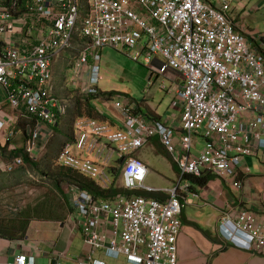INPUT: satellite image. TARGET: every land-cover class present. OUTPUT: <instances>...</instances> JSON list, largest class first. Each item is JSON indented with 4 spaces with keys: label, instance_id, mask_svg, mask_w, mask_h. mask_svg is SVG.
Segmentation results:
<instances>
[{
    "label": "built area",
    "instance_id": "2783aa9c",
    "mask_svg": "<svg viewBox=\"0 0 264 264\" xmlns=\"http://www.w3.org/2000/svg\"><path fill=\"white\" fill-rule=\"evenodd\" d=\"M234 2L28 0L19 12L16 0H0V85L6 94L0 104V143L15 150L9 143L18 132L16 125L24 122L23 148L31 161L38 159L70 108L68 100L55 97L52 83L53 61L62 52L71 51L73 61L67 63L72 71L67 91L92 104L101 97L97 85L105 48L143 62L151 70L148 87L153 77L170 72L181 80L177 127L147 122L131 104L107 96L93 104L105 121H71L72 136L55 163L86 176L101 191H124L102 200L71 188L76 210L71 217L85 249L77 264H104L92 259L97 251L129 264H177L180 216L190 192L187 177L213 176L239 189L241 158L264 155V34L244 35L245 26L230 15ZM14 13L26 48L11 40ZM5 106L11 113L2 111ZM103 112L117 118L118 128ZM196 137L203 144L193 155ZM152 138L177 169L170 189L145 184L148 169L137 152ZM12 163L18 166L21 160ZM0 167L11 171L10 165ZM134 190L164 197L125 193ZM231 215L224 212L219 220L223 246L264 257V216L245 207ZM30 253L20 252L13 264H38Z\"/></svg>",
    "mask_w": 264,
    "mask_h": 264
},
{
    "label": "crops",
    "instance_id": "0c3cea01",
    "mask_svg": "<svg viewBox=\"0 0 264 264\" xmlns=\"http://www.w3.org/2000/svg\"><path fill=\"white\" fill-rule=\"evenodd\" d=\"M12 25L11 40L18 48L28 47L19 22L12 20ZM0 37L3 39V36ZM124 55L123 52L105 48L100 51L99 62H134L129 58L126 60V55ZM53 62L52 83L56 85L54 80L56 69L61 66L62 62H73L71 60V51L62 52ZM65 68H67V64H65ZM123 74L125 75V71H123ZM153 78L155 81H153L152 86H146V89L150 90L157 84L159 90L164 91L166 97L170 96L173 102L181 80L179 79V84H176L175 81L178 77L171 72ZM159 82L163 83V86L167 83L169 85L168 88H161ZM129 93H131L130 90ZM155 93L154 90H151L147 94L143 93L139 101L126 98L123 102L131 104L135 109L139 108L142 111V113L140 112L141 115L147 122L157 120L165 125L177 127L181 108L168 106L164 98L157 101ZM102 98L104 97L101 96L96 101L94 100V103L100 105L99 99ZM75 102L77 101L69 102V104L72 106ZM137 102H140V105H137ZM9 113L11 112L9 111ZM103 114L110 119L108 121L113 123L114 128H118L115 122L117 121L116 117L113 118L105 112ZM76 118L78 117L75 116L73 120ZM29 124L30 122L28 121ZM57 135L65 139L64 143L68 142L60 127L57 133H54L55 137ZM20 139L23 140V143L18 146ZM24 140V133L18 130L9 144H11V148H23ZM193 142H197L200 148L203 144L201 137L193 138ZM2 143L3 140H1L0 146ZM41 144L43 142L40 140ZM145 148H150L155 156L154 159H148L144 155L145 151L142 153ZM7 150L11 151L9 147ZM137 156L148 169L145 179V184L148 187L170 189L175 186L178 179L177 169L158 144L156 138L150 139L137 152ZM3 160V158L2 160L0 159V164H3ZM166 160L169 164H167ZM240 161V166L237 170L238 178L241 181V188L239 189H235L215 177L208 180L203 187H198L189 182L190 192L184 196V207L180 216L182 222L181 231L176 240L177 264H264V257L262 256L250 254L234 246H223L224 244L218 233L219 220L224 212H232L231 216L234 217L241 207H245L255 213L258 218L264 216V155L259 152L255 155L243 157ZM155 164L156 168H154ZM16 167L17 165L14 166V168ZM157 171L161 172L158 177L162 178V183L164 184L162 187L155 185ZM71 214H73V211L69 215L66 212L67 218L65 221L33 218L27 223L29 226H27L22 238L9 239L0 237V264H13L15 256L20 252L33 253L34 260L38 264H49L51 259L56 260L55 264H77L80 255L84 253L85 249L81 234L74 225ZM204 232H207L209 236ZM77 236L80 240L79 244L74 242ZM92 259L102 261L104 264H129L123 258H108L102 251H97Z\"/></svg>",
    "mask_w": 264,
    "mask_h": 264
},
{
    "label": "rangeland",
    "instance_id": "374dc122",
    "mask_svg": "<svg viewBox=\"0 0 264 264\" xmlns=\"http://www.w3.org/2000/svg\"><path fill=\"white\" fill-rule=\"evenodd\" d=\"M230 15L234 22H241L245 26L247 35L260 36L264 34V0H235L231 6ZM12 19H16V17L13 16L9 20ZM1 39L2 37H0V40ZM125 59L127 60L126 56ZM67 63L68 62H62L61 66L56 69V76L54 77L56 85L53 83L54 95L59 99L74 102L80 100V98L75 96L77 94L75 91L68 92L66 89L68 81L72 80L71 69H64ZM123 71H125V75ZM99 75L101 76V80L98 82L97 90L100 93L115 92L116 94L111 96L113 99L124 101L126 98H130V100L139 101L143 93L147 94L149 91L154 90V92H156L155 99L157 101L164 98L168 106H175V108L180 106L176 96L172 102V98L170 96L166 97L165 92L159 90L157 84L150 90L146 89L151 70H149L143 62H99ZM175 83L179 84V79H177ZM168 86L167 83L164 85L165 88H168ZM127 88H129L131 93H129ZM5 101V90L0 85V104H3ZM74 104L72 106L70 104L69 111H74ZM8 110L10 111L6 106L2 108L3 112L9 113ZM74 115L75 113L70 114L68 112L67 116L60 121L57 127H60L65 137L69 131L68 126L70 120ZM24 126V122L20 124L21 128ZM54 133L57 132H55V130L53 131L44 149H42L38 155V159L34 161L41 165L47 164L48 169H46L44 173L41 168L36 170L29 166H22L21 169L14 168L15 165H13L12 159L9 156L6 155V157H4L0 155V159L2 160V157L4 159L2 163L5 166L10 164L12 169L11 171H8V169L5 171L0 170L1 224H8L7 226L14 224V226L21 225L24 227L33 218L65 221L67 218L66 212L68 215L72 212L69 210L70 206L73 209V215L76 214L74 207L75 198L73 199L71 186L69 190H65L68 195L69 204L64 201L62 195L55 188L56 184L63 186V183H59L60 178L56 179V173L53 172L56 171L57 165L55 159L57 153L65 142V139L58 135L55 137ZM22 143L23 140L20 139L18 146H21ZM194 144L195 149L191 151L193 155L200 150L198 143L194 142ZM144 151V155H146L148 159H154L155 156L150 148H145L142 153ZM166 162L169 164L167 160ZM154 168H156V164ZM156 173L155 185L159 187L164 186L162 178L158 177V175H161V172L157 171ZM148 184L150 183L148 182ZM27 226H29V224H27ZM74 242L76 244L80 243L78 236Z\"/></svg>",
    "mask_w": 264,
    "mask_h": 264
},
{
    "label": "trees",
    "instance_id": "16d2710c",
    "mask_svg": "<svg viewBox=\"0 0 264 264\" xmlns=\"http://www.w3.org/2000/svg\"><path fill=\"white\" fill-rule=\"evenodd\" d=\"M25 1H28V0H16V3H17L16 9L19 12L22 11V8L24 6ZM13 15L17 16L18 13H14ZM244 35L249 37L247 35V29H246V34H244ZM114 94H116V93L115 92L100 93V95L101 96L103 95V97H106V96L111 97ZM76 101L77 102H75L74 111L71 112L68 110V112L70 114L75 113L74 117L75 116L76 117H90V118H93L95 120H99L102 122L106 120L105 117H103L101 114H99L98 110L95 108V106L91 102H89V101L85 102V100H82V99L76 100ZM137 105H140V102H137ZM135 111L142 113V111L139 108H136ZM146 116H148V115H146ZM74 117L71 120H73ZM71 120H70V124L68 126L69 131L66 135V138H70L72 136ZM20 124H23V122L20 121L16 125L15 129L22 131L24 133V135L26 136V128H25V126L23 128H21ZM54 130H55V132H57L58 128L55 127ZM0 155L4 156V157H6V155H7L12 159V161H14L16 159H20L21 165L16 167L18 169H21L22 166H26V167L29 166V167L34 168L36 170L41 168L43 173L46 169H48L47 164L41 165V164H38L34 161H31L27 157V154L25 153L24 148H16L15 150L8 151L6 147L0 146ZM53 173H56V179L60 178L59 183L60 182L63 183V186L56 184L55 188L62 195L64 201L67 203H68V198H67L68 195L65 192V190H69L70 186H71V188L72 187L76 188V191H85L90 196H92L93 198L102 199V200L109 199L111 196H113L116 193L121 191L120 189H117V188H114V189L110 188L107 191H101L95 186V183L92 180H90L89 178H87L86 176L78 174V173H76L70 169H66V168L59 166V165L56 166V171H54ZM212 177L213 176H207L204 178H193V177L188 176L187 180L189 182H191L193 185H196L198 187H203L204 185H206L207 181L210 180ZM123 192L124 191H121V193H123ZM125 193H127L128 195H141L145 198H152V199H162L164 197L162 194H160L158 192H146V191H140V190H134V191L125 192ZM69 210L73 211L71 206L69 207ZM7 225L8 224H1L0 223V237L9 238V239L22 238L25 231H26V227H27V224L24 227H22L21 225L14 226V224H12L10 226H7ZM204 233L208 235L207 232H204Z\"/></svg>",
    "mask_w": 264,
    "mask_h": 264
},
{
    "label": "water",
    "instance_id": "95a60500",
    "mask_svg": "<svg viewBox=\"0 0 264 264\" xmlns=\"http://www.w3.org/2000/svg\"><path fill=\"white\" fill-rule=\"evenodd\" d=\"M55 263H56V260L55 259H51L49 264H55Z\"/></svg>",
    "mask_w": 264,
    "mask_h": 264
},
{
    "label": "clouds",
    "instance_id": "9594fccd",
    "mask_svg": "<svg viewBox=\"0 0 264 264\" xmlns=\"http://www.w3.org/2000/svg\"><path fill=\"white\" fill-rule=\"evenodd\" d=\"M172 163V162H171ZM173 164V163H172Z\"/></svg>",
    "mask_w": 264,
    "mask_h": 264
}]
</instances>
